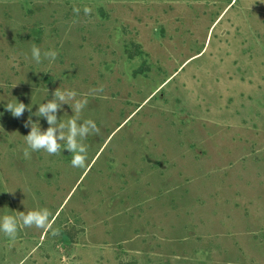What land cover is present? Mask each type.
<instances>
[{"label":"rangeland","instance_id":"1","mask_svg":"<svg viewBox=\"0 0 264 264\" xmlns=\"http://www.w3.org/2000/svg\"><path fill=\"white\" fill-rule=\"evenodd\" d=\"M57 88L85 168L24 156ZM41 208L59 235L0 232V264H264V0H0V217Z\"/></svg>","mask_w":264,"mask_h":264},{"label":"clouds","instance_id":"2","mask_svg":"<svg viewBox=\"0 0 264 264\" xmlns=\"http://www.w3.org/2000/svg\"><path fill=\"white\" fill-rule=\"evenodd\" d=\"M79 8H74V12L79 13ZM86 15L91 13V9L84 8ZM32 58L37 62H41V49L33 44L31 47ZM58 53L55 50L43 52V57L50 61H55ZM103 85L97 89H92L91 93L102 92ZM86 98H78V93L75 90H62L57 88L53 93V99L46 103L39 104L38 110L35 113L38 117H46L48 127L46 130H41L38 124L32 123L31 119L26 122L25 126L31 125L30 132L24 136L27 147L23 150L25 158H30L31 152L44 151L48 155H59L63 149H67L72 155L71 165L76 168L87 167L88 148L84 141L90 136H98L100 129L92 119H85L81 122V114L87 106ZM63 104L71 107L73 115L63 123L58 120L57 113ZM6 108L16 118L22 116L27 109L31 108L22 102L7 103ZM66 146L62 147V143ZM52 213L47 208L31 210L27 213L20 212L19 216L4 215L0 217V232L7 238L15 241L18 235L20 226L25 228L35 227L37 229L52 230V235H59L58 229H52L50 216Z\"/></svg>","mask_w":264,"mask_h":264}]
</instances>
